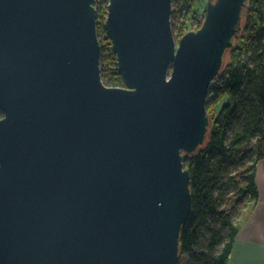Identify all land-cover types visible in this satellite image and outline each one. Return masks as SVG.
Listing matches in <instances>:
<instances>
[{
	"label": "water",
	"instance_id": "1",
	"mask_svg": "<svg viewBox=\"0 0 264 264\" xmlns=\"http://www.w3.org/2000/svg\"><path fill=\"white\" fill-rule=\"evenodd\" d=\"M174 0H110L126 86L102 79L96 0H0V264H178L185 154L248 0H210L178 39Z\"/></svg>",
	"mask_w": 264,
	"mask_h": 264
},
{
	"label": "trees",
	"instance_id": "2",
	"mask_svg": "<svg viewBox=\"0 0 264 264\" xmlns=\"http://www.w3.org/2000/svg\"><path fill=\"white\" fill-rule=\"evenodd\" d=\"M99 12L102 79L108 86H126L118 67L105 21L110 0H96ZM199 0H174L173 16L186 10L191 14ZM207 12V11H206ZM242 31L227 49L220 75L208 92L211 119L206 142L194 154H185L190 169L193 211L183 227L181 254L187 264H230L240 226L225 209V195L238 178L242 185L236 194L258 201V163L264 161V0H248ZM200 18L199 29L204 19ZM175 35L189 32L187 23L172 21ZM216 106L221 108L217 111ZM253 159L250 169L230 175L235 160Z\"/></svg>",
	"mask_w": 264,
	"mask_h": 264
},
{
	"label": "crops",
	"instance_id": "3",
	"mask_svg": "<svg viewBox=\"0 0 264 264\" xmlns=\"http://www.w3.org/2000/svg\"><path fill=\"white\" fill-rule=\"evenodd\" d=\"M256 184L260 197L249 219L240 226L230 264H264V161L258 165Z\"/></svg>",
	"mask_w": 264,
	"mask_h": 264
},
{
	"label": "rangeland",
	"instance_id": "4",
	"mask_svg": "<svg viewBox=\"0 0 264 264\" xmlns=\"http://www.w3.org/2000/svg\"><path fill=\"white\" fill-rule=\"evenodd\" d=\"M210 0H199L195 4L194 10L191 14H186V10L184 11H177L176 15H172V20H175V23L177 25H181L183 22L187 23L188 30H197V27L199 25L200 18H203L206 16V11L208 9V3ZM177 38V41L179 39V36L175 35ZM221 107L216 106L215 110H219ZM235 164L231 168L230 175H235L236 177L241 174L242 171L248 170L251 168L253 164V159L250 157V159H244L241 160L240 158H237L235 160ZM261 162L258 163V165ZM235 185L232 188V191L229 192V194L225 195V209L231 211L233 213V216L235 218V222L237 225L241 226L243 223H245L249 218L250 213L253 209H255L257 202L250 201L246 196H240L237 193V191L240 189V186L242 185V180L238 178L237 182H234ZM178 264H187L186 260L181 257Z\"/></svg>",
	"mask_w": 264,
	"mask_h": 264
}]
</instances>
